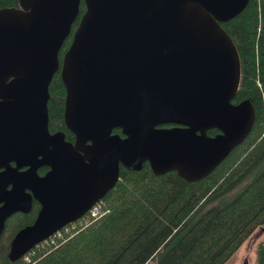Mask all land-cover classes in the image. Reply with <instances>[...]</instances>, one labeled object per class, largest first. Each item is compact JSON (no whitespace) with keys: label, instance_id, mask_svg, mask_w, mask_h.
I'll list each match as a JSON object with an SVG mask.
<instances>
[{"label":"water","instance_id":"obj_1","mask_svg":"<svg viewBox=\"0 0 264 264\" xmlns=\"http://www.w3.org/2000/svg\"><path fill=\"white\" fill-rule=\"evenodd\" d=\"M82 1L60 69L74 143L49 131L47 102L81 0L0 7V235L19 192L44 197L36 220L10 240L12 261L103 198L121 165L147 161L155 174L199 180L254 122L249 99L233 102L241 61L221 25L249 0ZM41 165L50 166L43 175Z\"/></svg>","mask_w":264,"mask_h":264},{"label":"trees","instance_id":"obj_2","mask_svg":"<svg viewBox=\"0 0 264 264\" xmlns=\"http://www.w3.org/2000/svg\"><path fill=\"white\" fill-rule=\"evenodd\" d=\"M17 5L18 0H0V7ZM84 9L81 0L72 29ZM221 25L234 39L241 61L233 102L249 99L254 108L243 141L199 180H187L175 169L155 174L147 161L139 170L121 166L103 197L107 212L54 242L34 245L29 260L8 258V237L17 228L10 223L8 237L0 239V264H224L257 227L264 229V0H249ZM68 42L69 36L63 46ZM49 91L48 126L71 138L57 72ZM255 252L254 264H264V233Z\"/></svg>","mask_w":264,"mask_h":264},{"label":"flooded vegetation","instance_id":"obj_3","mask_svg":"<svg viewBox=\"0 0 264 264\" xmlns=\"http://www.w3.org/2000/svg\"><path fill=\"white\" fill-rule=\"evenodd\" d=\"M76 28V26L72 29V27H71V31H70V33L68 34V36H69V42H68V44L66 45V46H63V44H62V46H61V48H60V50H59V53H58V59H59V67H58V69L56 70V72L60 75V69H61V65H62V58H63V55H64V52H65V50L67 49V47H68V45L70 44V41H71V39H72V34H73V31H74V29ZM67 36V37H68ZM65 41V40H64ZM64 43V42H63ZM55 72V73H56ZM62 85H63V83H62ZM48 89H49V87H48ZM59 89H61L60 87H59ZM63 91H64V97H65V88H64V86H63ZM49 98H50V91H49ZM49 98H48V100H49ZM48 103V102H47ZM48 120H49V118H48ZM65 124V123H64ZM65 127H66V125H65ZM48 128H49V126H48ZM67 128V127H66ZM68 129V128H67ZM57 130H61V129H54V130H51L50 128H49V131L52 133V132H55V131H57ZM69 130V129H68ZM63 131V130H62ZM70 131V130H69ZM114 131V130H113ZM209 131V129L207 130V133L208 134H214V133H216L218 130H216V131H214L213 133H209L208 132ZM71 132V131H70ZM118 132H120V131H118ZM71 135H72V137L71 138H67L66 136V133H65V139H67V140H69L70 142H72V143H74V134L71 132ZM13 163V162H12ZM122 166V165H121ZM120 166V167H121ZM24 168H26V166H24V167H22L21 169H24ZM50 168V166H48V165H41V166H39L38 167V174L39 175H43V174H45V172L48 170ZM120 174V173H119ZM118 180V179H117ZM116 183V182H115ZM114 186V185H113ZM112 186V187H113ZM11 187V184H9L8 185V188H10ZM111 187V188H112ZM110 188V189H111ZM109 191V190H108ZM107 191V192H108ZM106 192V193H107ZM106 193L104 194V196L106 195ZM103 196V197H104ZM51 202H53V204L54 205H56L59 201H61L62 200V198H60V197H58V195H56L55 193L53 194V195H51ZM44 200V197L43 196H41L40 194H39V191L35 188V189H31V188H29V187H26L24 190H22L21 192H19L18 193V195H17V201H18V208L14 211V212H12L7 218H6V221H5V226H4V229H3V231H2V233H1V235H0V239H2L3 237H8V235H9V232L6 230L7 229V226L10 224V223H13V224H15L16 226H17V228H16V230L15 231H13V233L12 234H10L9 235V237H8V242L10 243V240L12 239V237H13V235L15 234V232L19 229V228H21V227H23V226H26V225H30V224H32L35 220H36V218H37V216H38V214H39V211H40V209H41V207H42V201ZM100 200H103V198H100V199H98L97 201H95L93 204H95L96 202H98V201H100ZM103 202H104V200H103ZM2 203V202H1ZM0 203V204H1ZM92 204V205H93ZM91 205V206H92ZM90 206V207H91ZM87 212V211H86ZM85 212V213H86ZM84 214V213H83ZM82 214V215H83ZM81 215V216H82ZM80 217V216H79ZM78 217V218H79ZM78 218H76L75 220H73V221H70V222H68V223H66L65 225H63V227H61L60 229H58V230H64V227L65 226H67V225H69L70 223H72V222H74V221H76ZM58 230H56V231H58ZM56 231H54V232H56ZM53 232V233H54ZM53 233H51V234H53ZM50 234V235H51ZM49 235V236H50ZM49 236H47V237H49ZM46 237V238H47ZM45 238V239H46ZM45 239H43L42 241H40L39 243H41V242H43V243H46L44 240ZM38 244V243H37ZM32 248V247H31ZM30 248V249H31ZM29 249V250H30ZM8 250H9V247H8ZM8 250H7V253H8ZM29 250H27L22 256H28V252H29ZM26 258V257H25ZM26 259H28L29 260V257L28 258H26Z\"/></svg>","mask_w":264,"mask_h":264},{"label":"built area","instance_id":"obj_4","mask_svg":"<svg viewBox=\"0 0 264 264\" xmlns=\"http://www.w3.org/2000/svg\"><path fill=\"white\" fill-rule=\"evenodd\" d=\"M107 207L105 206L103 200H100L93 204L86 213H84L82 216H80L76 221L70 223L69 225L64 227V230H58L51 234L49 237H47L44 241L46 243L48 242H54L57 236H63L65 233L67 235L73 233L74 231H77L78 229L88 225L98 217L102 216L105 212H107ZM28 258V256H25Z\"/></svg>","mask_w":264,"mask_h":264},{"label":"rangeland","instance_id":"obj_5","mask_svg":"<svg viewBox=\"0 0 264 264\" xmlns=\"http://www.w3.org/2000/svg\"><path fill=\"white\" fill-rule=\"evenodd\" d=\"M263 233V228L257 227L224 264H242L244 257H248L249 264H254L256 258L255 248Z\"/></svg>","mask_w":264,"mask_h":264}]
</instances>
